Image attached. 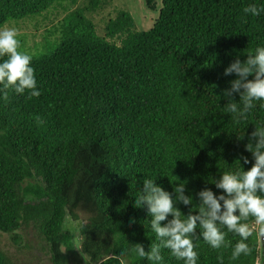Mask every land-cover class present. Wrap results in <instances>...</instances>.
<instances>
[{
    "label": "trees",
    "instance_id": "16d2710c",
    "mask_svg": "<svg viewBox=\"0 0 264 264\" xmlns=\"http://www.w3.org/2000/svg\"><path fill=\"white\" fill-rule=\"evenodd\" d=\"M113 1L0 0V27L65 14L48 31L49 38L60 32L53 49L33 56L41 95L0 96V264H148L132 250L155 240L146 207L135 205L144 179L157 178L169 192L183 182L197 203L199 190L220 191L211 182L227 165L251 166L241 156L251 161L254 124L234 123L222 93L235 79L224 68L264 43V14L241 22L253 0H160L150 29L138 31L118 10L98 35L86 13ZM155 3L147 0L153 12ZM257 119L264 107L250 118ZM248 223L251 255L233 261L230 248L201 240L198 264H217L219 255L225 264H262L264 226Z\"/></svg>",
    "mask_w": 264,
    "mask_h": 264
},
{
    "label": "clouds",
    "instance_id": "9594fccd",
    "mask_svg": "<svg viewBox=\"0 0 264 264\" xmlns=\"http://www.w3.org/2000/svg\"><path fill=\"white\" fill-rule=\"evenodd\" d=\"M262 14L264 5L253 0L242 8L241 22ZM18 36L15 27H0V96L7 97V90L11 89L17 95L27 92L31 97H39L33 55L20 50ZM224 75H234L235 79L229 81L230 86L222 93L226 100L223 112L236 124H254L246 144L251 161L241 156L243 164L251 166L245 170L239 160L234 167L227 165L211 182L220 191L207 187L199 190L195 194L197 203L192 195L185 194L183 182L176 183L169 192L156 183L157 178L144 179L135 205L146 207L148 229L155 240L147 250L141 243L132 245V250L148 264H167L164 250L181 264H198L197 242L201 240L214 250L230 248V259L236 261L252 252L248 241L253 231L248 221L253 219L264 226V119L250 120L258 107H264V43L257 44L243 61L237 56L224 68ZM243 136L244 130L237 138ZM178 204L191 205V209L182 214ZM229 233L239 237L234 245L226 240ZM217 264H225L223 255L217 256Z\"/></svg>",
    "mask_w": 264,
    "mask_h": 264
},
{
    "label": "rangeland",
    "instance_id": "374dc122",
    "mask_svg": "<svg viewBox=\"0 0 264 264\" xmlns=\"http://www.w3.org/2000/svg\"><path fill=\"white\" fill-rule=\"evenodd\" d=\"M85 1L86 0H80V2L77 3V6L81 7ZM154 1L158 8V10L154 12L147 7V0H114L110 5L107 4L104 10L96 11L95 13H86V16L94 23L98 35L104 34L106 20L109 17L114 16L115 11L118 10H127L132 15L135 27L138 31L148 30L152 27L155 19L158 17L159 8L161 6L160 0ZM64 4V7L66 8L70 6L67 2ZM64 17L65 14L62 10L57 9L51 15L49 14L46 19L40 15L24 17L18 20H11L3 27H15L18 30V39L21 42L20 50L26 51L35 56L45 54L53 49L55 43L52 39L59 36L60 32H57L54 36L51 35L49 38L48 31L57 26ZM261 226L262 225L255 223L253 228L259 230ZM66 227L72 232L78 231L77 223L67 221ZM2 246L10 255L15 254L7 241H4Z\"/></svg>",
    "mask_w": 264,
    "mask_h": 264
},
{
    "label": "flooded vegetation",
    "instance_id": "af4514ba",
    "mask_svg": "<svg viewBox=\"0 0 264 264\" xmlns=\"http://www.w3.org/2000/svg\"><path fill=\"white\" fill-rule=\"evenodd\" d=\"M262 245H263V247H264V244H262ZM262 264H264V262H263Z\"/></svg>",
    "mask_w": 264,
    "mask_h": 264
},
{
    "label": "bare ground",
    "instance_id": "6f19581e",
    "mask_svg": "<svg viewBox=\"0 0 264 264\" xmlns=\"http://www.w3.org/2000/svg\"><path fill=\"white\" fill-rule=\"evenodd\" d=\"M168 110V109H167Z\"/></svg>",
    "mask_w": 264,
    "mask_h": 264
}]
</instances>
